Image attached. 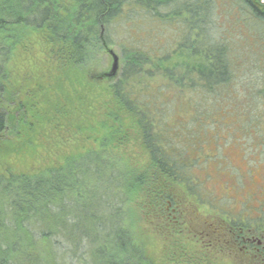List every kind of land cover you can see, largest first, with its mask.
I'll return each instance as SVG.
<instances>
[{
  "label": "trees",
  "instance_id": "obj_1",
  "mask_svg": "<svg viewBox=\"0 0 264 264\" xmlns=\"http://www.w3.org/2000/svg\"><path fill=\"white\" fill-rule=\"evenodd\" d=\"M238 1L264 21L262 0ZM211 14L209 0H0V144L16 138L30 152L16 150L34 157L39 149L45 153L49 141L43 133L63 127L52 123L66 119L70 126L71 110L83 109L91 98L88 91L94 92L95 83L88 81L86 69L95 46L104 50L102 42L108 48L114 44L115 26L125 61L120 78L108 84L110 105L93 141L96 148L80 146L62 164L7 182L0 178V227L15 228L26 217L23 224L32 227L34 240L0 237V264H147L127 228L124 206L129 197H140L160 220L174 223L171 209L163 207L169 202L175 209V186L197 207H210L233 221L208 201L212 196L202 191L197 166L188 158L197 132L210 127L219 110L200 115L201 106L186 94L206 102L233 76L227 45L201 43L211 40ZM142 22L177 23L181 44L168 52L158 35L134 34L132 42L130 27L139 30ZM32 35L44 64L34 81L30 72L8 70L15 50L24 49ZM156 77L161 81H153ZM183 108L191 110L190 116ZM185 132L190 139L180 135ZM131 144L143 151L145 162L122 167L110 150Z\"/></svg>",
  "mask_w": 264,
  "mask_h": 264
},
{
  "label": "rangeland",
  "instance_id": "obj_2",
  "mask_svg": "<svg viewBox=\"0 0 264 264\" xmlns=\"http://www.w3.org/2000/svg\"><path fill=\"white\" fill-rule=\"evenodd\" d=\"M209 3L212 10L209 18L212 32L207 33V36H210L211 40L207 42V38H202L201 43H206L207 47L212 45V41L227 45L233 76L231 81L215 95L206 97V102L200 100L203 96L186 94L185 99L193 100L192 103L194 98L197 100L202 109L200 115H208L213 108L219 110L218 113L212 114L209 122L211 126L197 132L188 150V158L197 166L196 177L200 181L202 191L212 196L206 200L245 222L260 218L262 224L264 220V21L257 19L238 0H209ZM143 23L139 30L130 27V32L133 34L132 42H135L134 34L148 39H153V36L155 39L159 37L160 45L165 50H169L168 52L175 51L177 45L181 44L182 35L177 23L166 22L155 26L152 23ZM112 39L114 44L110 45L109 49L119 59L116 77L112 80L97 79L110 71L112 59L105 50L95 46L94 59L86 69L88 81L95 83L94 92L88 91L91 98L86 101L83 109L77 105V111L71 110L68 119L70 126L64 124L67 123L66 119L60 123H52L54 128L63 125L56 131L44 127V132L50 131L49 134L46 133L47 135L43 133L49 141L45 153L44 150L39 149L35 151L36 157H34L23 150H16L21 148L30 152L28 146L17 144L16 138H12L10 143L11 138H8L7 142L0 144L2 182L9 181L12 176L32 175L33 172L39 171L38 168L47 165L52 167L55 164H62L65 157L70 156L69 152L77 147L96 148L93 141L103 129L104 114L107 105H110L111 97L107 94L108 84L120 78L125 66L120 48L122 38L117 26L113 28ZM28 41L24 49L15 50L8 70L13 75L28 76L30 72L34 81L41 73L40 68L44 67L43 55L34 35ZM175 60L173 59L172 64L176 62ZM191 62L194 64L196 60L193 59ZM153 81L161 80L156 77ZM183 109L187 114L191 111L188 108ZM196 115L198 113H191L192 117ZM75 124L78 125L77 130L73 128ZM189 126L188 124L187 127ZM180 135L187 140L192 136L187 132ZM110 151L120 159L122 167L143 164L146 159L143 151L133 144L124 149ZM171 193L175 209L169 202L163 209H171L173 216H176L174 223L160 220L155 210H151L149 205L146 206L145 201L140 197H129L130 200L124 206L127 228L134 242L143 249L147 264H264V260L254 261L244 252L231 254L224 241H209L215 228L218 227V222L225 220V215L210 207H197L178 186H175ZM25 219L26 217L20 218L14 225L15 228L0 227V237L3 241H34L32 227L27 229L28 227L23 224Z\"/></svg>",
  "mask_w": 264,
  "mask_h": 264
},
{
  "label": "flooded vegetation",
  "instance_id": "obj_3",
  "mask_svg": "<svg viewBox=\"0 0 264 264\" xmlns=\"http://www.w3.org/2000/svg\"><path fill=\"white\" fill-rule=\"evenodd\" d=\"M175 218L176 216L172 214V219ZM233 218L235 221L225 217L223 222H218V227L215 228L209 241H224L231 254L244 252L254 261L264 260V220L261 224L260 218L252 222H245L235 216ZM260 227L262 230H258Z\"/></svg>",
  "mask_w": 264,
  "mask_h": 264
},
{
  "label": "water",
  "instance_id": "obj_4",
  "mask_svg": "<svg viewBox=\"0 0 264 264\" xmlns=\"http://www.w3.org/2000/svg\"><path fill=\"white\" fill-rule=\"evenodd\" d=\"M263 4H264V0H262ZM102 35H103V31L101 30V40H102ZM102 46L104 48V50L109 54V56L111 57L112 59V64H111V68H110V71L108 73H104L102 74L101 76H99L97 79L98 80H103V79H106V80H112L116 77L117 73H118V70H119V59L118 57L116 56V54L110 50L106 44L104 42H102Z\"/></svg>",
  "mask_w": 264,
  "mask_h": 264
}]
</instances>
